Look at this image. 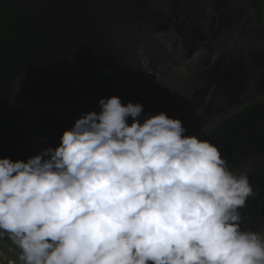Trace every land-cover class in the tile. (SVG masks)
I'll return each instance as SVG.
<instances>
[{"label": "clouds", "instance_id": "1", "mask_svg": "<svg viewBox=\"0 0 264 264\" xmlns=\"http://www.w3.org/2000/svg\"><path fill=\"white\" fill-rule=\"evenodd\" d=\"M99 105L59 146L0 158V238L20 264H264V233L239 223L257 161L233 172L180 119L141 123L143 104L119 96Z\"/></svg>", "mask_w": 264, "mask_h": 264}, {"label": "flooded vegetation", "instance_id": "2", "mask_svg": "<svg viewBox=\"0 0 264 264\" xmlns=\"http://www.w3.org/2000/svg\"><path fill=\"white\" fill-rule=\"evenodd\" d=\"M95 2H81L76 6L69 7L71 11L77 10L81 13V4L85 6L81 18L68 14L66 20H70L71 25H62L64 32H69V42L62 45L69 54H71V50H74V45L84 44L83 42L89 43L94 37L100 40L102 37L106 38L105 34L98 29L99 27L97 28V21L87 22L86 17L90 14V6L96 10ZM124 3L127 13L131 3L128 0H124ZM207 8H210L211 18L208 22L204 19L198 22L196 18L199 15L197 16L193 9L185 5V0H181L179 6L167 12L169 15L166 17V28H164L165 22H162L159 26L160 32H151L148 28L150 26L135 16L137 22L141 24L137 27L143 32L141 36L138 35V30L131 28L127 30L126 14L119 24H115L122 32L124 40L121 41L118 48H125V56H119L118 60L124 63L126 74L137 81L136 87H140L141 96L137 99L144 100L140 103L143 104V107L150 106L148 109L151 110L149 111L154 112L156 110L153 108H156L158 113L164 112L171 118L180 119L187 129L184 135L196 136L201 140L224 120L235 117L234 115L240 110L255 103L264 105V0H209ZM60 9H64V7L60 6ZM124 13L123 11L120 15L119 12L118 17L122 18ZM213 21L219 25L215 30L212 25ZM196 22L205 26L207 30L212 27L211 37H209L210 47L203 49L201 60L193 56L192 47L187 49L189 46L185 48L180 46L179 43H182L184 38L178 40L183 31L182 27L185 24L194 26ZM115 25L111 24L108 28ZM130 26L133 24L130 23ZM100 28L105 29L102 25ZM79 37L80 41L73 44L71 40H77ZM214 40H218V45L213 42ZM84 50L88 54V59L85 58L82 64L75 65L73 61L67 64L69 66L67 70L72 72H70L65 86L79 84L80 71L91 67L88 66L91 62H104L95 57L104 52L100 46H90ZM119 53L123 52L119 51ZM62 59L60 62L63 65L68 59L64 58V61ZM77 70H79L78 73H76ZM22 80H19L16 91L21 88ZM14 89L9 90L11 99L16 92ZM123 95L126 97H123L122 102L132 100L126 93ZM179 96L186 99V104L177 103ZM35 101H45L54 105L72 123L70 114L71 117H76V120L83 114L80 108L74 106L71 102L73 100L69 96L52 101L48 99ZM32 104L28 109V115L20 112L13 119L8 120L6 125L0 126V140L9 144L14 143L16 149V152H8L2 150L0 146V158L9 157L13 161L24 160L25 162L30 158L34 148L32 121L30 120ZM87 108L86 113L101 111L100 106L95 108L88 106ZM38 113L39 141L37 148L38 154H40L50 146H59L63 133H60L58 138L46 137L44 127L52 129V125L55 123L54 119L58 122L59 120L47 108L40 109ZM130 119L131 117H129L128 123L132 120ZM213 124L215 126L211 128ZM58 125L55 124L54 128ZM65 130L67 129L64 128ZM13 153H18V155H12ZM233 163L239 165L234 160ZM228 167L233 169L235 166L231 167L228 161ZM243 167L247 168L248 165L242 166L240 170ZM241 209L250 214H257L247 207Z\"/></svg>", "mask_w": 264, "mask_h": 264}, {"label": "trees", "instance_id": "3", "mask_svg": "<svg viewBox=\"0 0 264 264\" xmlns=\"http://www.w3.org/2000/svg\"><path fill=\"white\" fill-rule=\"evenodd\" d=\"M128 1L131 4L127 14L136 12L138 14L136 16H141L151 28H155L159 22L166 24V17L169 15L167 12L179 6L181 2V0H174L170 7L167 0ZM75 2L78 0H55L52 8L49 9L47 0H0V83L2 85L0 88V126L6 125L8 120L13 119L20 112L28 115L30 104L39 99L52 101L69 96L74 106L80 108L83 114L86 113L88 106L99 107V101L102 98L119 96L122 101L123 97H126L123 93L129 95L132 99L129 101L131 103L144 101L137 99L141 96L140 87H136L137 81L126 74L124 63L119 60L91 62L88 65L91 67L80 71L79 84L65 86L72 72L67 70L66 65L72 61L75 62L78 54L71 56L68 51H64L63 57L68 59L67 62L63 66L58 63L57 67L53 68V63L56 64V57L48 47V40L53 43V40L57 38L56 23H61V20H65L68 14L70 15L69 7H72ZM81 2L89 3L91 0H81L78 3ZM208 3L209 0H185V5L193 9L197 16L199 15L196 18L198 22L202 19L208 22L211 18L210 8H207ZM60 6L64 9H60ZM157 6H160L161 13L157 12ZM54 8H59L60 14L53 13ZM84 10L85 6L81 4V11ZM132 24L136 26V29L130 26L132 30H138L137 27L141 25L139 22H132ZM212 25L214 30L219 26L215 21ZM137 33L141 36L143 32L138 30ZM121 37L122 34L114 40L105 38L100 40L94 37L89 43L79 44L76 47L84 50L90 46L96 47V45L105 47L108 43L118 48L121 41L123 42ZM180 38L186 40L189 36L182 31L178 40ZM77 40H80V37ZM54 60L55 62H52ZM82 63L83 61L79 65ZM78 72L79 70L76 71ZM21 79H23L20 84L21 88L16 91ZM13 89L16 92L11 99L9 90ZM129 102L122 103L127 105ZM149 107L144 106L143 112L151 110L148 109ZM153 109L158 111L156 108ZM234 116L223 121L202 140L215 144L221 151L222 158H226L231 167L239 168L243 163L257 161L259 165H250L248 171L243 172L249 176L255 193L249 197L244 207L264 216V105L255 103L240 110ZM70 118L73 123L76 122V117H71L70 114ZM54 122L52 129L42 127L46 137L58 138L60 133H64V127L56 119ZM55 124L59 125L54 128ZM0 146L4 151L16 152L14 143L9 144L0 140ZM12 155H18V153ZM233 160L239 165H235ZM231 170L234 172L233 169Z\"/></svg>", "mask_w": 264, "mask_h": 264}, {"label": "water", "instance_id": "4", "mask_svg": "<svg viewBox=\"0 0 264 264\" xmlns=\"http://www.w3.org/2000/svg\"><path fill=\"white\" fill-rule=\"evenodd\" d=\"M120 1L121 0L96 1L97 9L95 10V20L98 23H100V26L102 25L105 29L103 30L102 28H100V26H98L99 28L98 27L97 28L100 29L103 34H105L104 36H106L105 39L107 40L109 39L114 40L118 37V35L122 34L120 29H118V25L108 28L110 24H115V23L119 24L121 20L123 19L121 17H118L119 12H120L119 9L121 8ZM121 2H122L121 5H125L124 0H122ZM118 4H119V7H118ZM63 22L65 23L63 24ZM68 23L71 25L70 20H66V21L64 20L58 24V26L62 28L58 26L55 27L56 33L58 34L63 33V36L61 37V40H60L62 45L65 42H69L68 41L69 32L68 31L64 32V28L62 26V25L66 26L68 25ZM182 29L189 36L190 40L194 42L191 45H189L187 49H190L192 47V49L194 50L193 56L196 57V59L201 60L203 49H205L206 47L207 48L210 47L209 37H211L210 32L212 31V27H209V30H207L205 26L199 25V23L196 22V25L194 26H189L185 24V26H183ZM121 38L123 39V37ZM102 39H104V37H102ZM213 42L218 45V40H214ZM76 46L77 45H74V48H76V50L75 49L73 51L71 50V54H70L71 56L76 53L78 54L77 56L78 62L75 65L79 64L81 61H84L85 58L88 59L87 52L82 49H79V47L77 48ZM168 47H170L169 44H168ZM113 48L114 47H112L111 45H108L107 48H105L108 50H105L104 47H100V49L104 51L102 54L104 55V58L100 57V60H103L104 62L108 60H118L119 56H123L122 54L119 53L120 49H113ZM64 51L65 49H63L62 47L61 52L63 53ZM120 51L125 53L124 49H121ZM177 103L186 104V99L179 96L177 99ZM43 108H47L51 112H53L55 116L58 118L60 124H62L64 128L70 129L74 126L71 120L64 113H62L58 108H56L54 105L48 102H45V101H35V103L31 105V109H30V114H31L30 120L32 121V139L34 141L33 143L34 148H33V152L30 155V157L38 155V148H37V144L39 141L38 140L39 139L38 137L39 113L38 112L40 109H43ZM157 114L159 113L155 111L154 112L147 111L145 113H142L141 116L139 117L140 122L143 123L149 117L155 116ZM131 123H132V120L129 122V124ZM215 124H213L211 128H213ZM239 212L242 217L241 221L239 222L241 226V230L264 233V217L263 216H259L257 214L256 215L250 214L248 212L243 211L241 208L239 209Z\"/></svg>", "mask_w": 264, "mask_h": 264}, {"label": "rangeland", "instance_id": "5", "mask_svg": "<svg viewBox=\"0 0 264 264\" xmlns=\"http://www.w3.org/2000/svg\"><path fill=\"white\" fill-rule=\"evenodd\" d=\"M55 0H47V6H48V8L49 9H51L52 8V6H53V2H54ZM81 0H78V2H80ZM94 1H101V0H91V2H94ZM122 1V0H121ZM120 1V3L122 4V2ZM78 2H75V4L73 5V6H76L77 4H78ZM120 4V9H119V11H120V15L123 13V11L125 12L123 15H122V18L124 19V17H125V14H126V16H127V20L125 21V23H126V26H127V30H128V28H130V23H132V22H137V20L135 19V16L136 15H138L136 12H132L130 15L129 14H127L126 13V4L125 5H121ZM95 8L97 9V4H96V2H95ZM118 7H119V4H118ZM166 7V6H165ZM171 7V6H170ZM156 10H157V12H159V13H161L162 11L160 10V6H157L156 7ZM83 11H81V13H82ZM53 13H55V14H60V10L59 9H57V8H54L53 9ZM81 13L80 12H78L77 10H73V11H71V15H73L74 17H82L81 16ZM83 15V14H82ZM83 17H84V15H83ZM68 18V17H67ZM66 18V19H67ZM87 18V22H90V23H92V22H96V20H95V9L93 8V6H92V8H90V14H89V16L88 17H86ZM140 18H142L141 16H138V19H140ZM66 19H65V21H66ZM62 21H64V20H61V22ZM142 22H144V20H143V18H142ZM65 22H63V24H64ZM67 23V22H66ZM96 23H98V22H96ZM69 24V23H68ZM73 24V23H72ZM116 24V23H115ZM114 24V25H115ZM111 25V24H110ZM56 26H58V24L56 23ZM98 26H100V23H98L97 24V27ZM159 26H160V22L155 26V28H151V27H148L149 28V30H151V32H156V31H158V32H160V28H159ZM58 27H60V26H58ZM60 28H62V27H60ZM63 36V33H61V34H58V36H57V38L55 39V40H53V43L51 42L50 43V41L51 40H48V47H49V49L51 50V51H53V55H55V57H56V64H54L53 63V65H54V67L53 68H55V67H57V65H58V63H60L61 64V62H60V59H62L63 61L65 60L64 59V57H63V53L61 52L62 51V44H61V37ZM78 41H80V40H76V39H73L72 40V43L73 44H76V43H78ZM84 44H85V42H83ZM180 44V46L181 47H183L184 48V45L182 44V43H179ZM108 45H110V44H106L105 45V47H104V49L105 48H107V46ZM75 50H76V48H74ZM113 49H125L124 47L123 48H116V47H114ZM105 50H108V49H105ZM119 50V51H120ZM85 51V50H84ZM103 51V50H102ZM58 54H60V56H58ZM120 54H122L123 56H125V53H120ZM98 56V57H97ZM97 56H95L96 58H98V59H100V57L101 58H104V55H97ZM60 58V59H59ZM52 62H55V60L54 61H52ZM78 62V57H76L75 58V64ZM61 66H63L62 64H61ZM69 68V66L67 65L66 66V68ZM52 68V69H53ZM56 71V70H55Z\"/></svg>", "mask_w": 264, "mask_h": 264}, {"label": "built area", "instance_id": "6", "mask_svg": "<svg viewBox=\"0 0 264 264\" xmlns=\"http://www.w3.org/2000/svg\"><path fill=\"white\" fill-rule=\"evenodd\" d=\"M19 250L7 236L0 238V264H20Z\"/></svg>", "mask_w": 264, "mask_h": 264}, {"label": "bare ground", "instance_id": "7", "mask_svg": "<svg viewBox=\"0 0 264 264\" xmlns=\"http://www.w3.org/2000/svg\"><path fill=\"white\" fill-rule=\"evenodd\" d=\"M164 28H166V24L165 23H164ZM192 43H194V42H192V40H190V38L189 39H186V40L184 39V41L182 42V44L184 45V48L187 47V46H189V45H191Z\"/></svg>", "mask_w": 264, "mask_h": 264}]
</instances>
